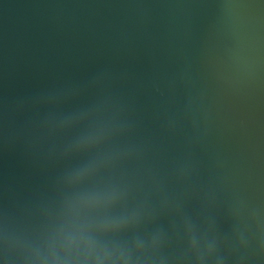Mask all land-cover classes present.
I'll list each match as a JSON object with an SVG mask.
<instances>
[{
	"label": "water",
	"instance_id": "1",
	"mask_svg": "<svg viewBox=\"0 0 264 264\" xmlns=\"http://www.w3.org/2000/svg\"><path fill=\"white\" fill-rule=\"evenodd\" d=\"M0 264H264V0H0Z\"/></svg>",
	"mask_w": 264,
	"mask_h": 264
}]
</instances>
